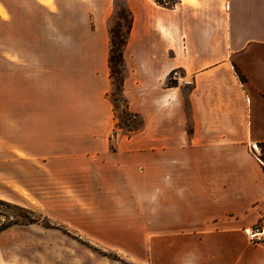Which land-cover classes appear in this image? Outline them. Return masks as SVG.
<instances>
[{
    "label": "crops",
    "instance_id": "crops-1",
    "mask_svg": "<svg viewBox=\"0 0 264 264\" xmlns=\"http://www.w3.org/2000/svg\"><path fill=\"white\" fill-rule=\"evenodd\" d=\"M121 1L131 133L110 98L115 0H0V198L73 195L84 214L110 197L126 241L155 230L153 264H264L244 230L264 226V0ZM176 68L192 86L167 84ZM0 264L31 263L0 246Z\"/></svg>",
    "mask_w": 264,
    "mask_h": 264
},
{
    "label": "rangeland",
    "instance_id": "rangeland-1",
    "mask_svg": "<svg viewBox=\"0 0 264 264\" xmlns=\"http://www.w3.org/2000/svg\"><path fill=\"white\" fill-rule=\"evenodd\" d=\"M115 10L112 15L110 27H116L119 22L121 8L124 7L121 0H115ZM4 15H7L5 9H0ZM4 28V25H0ZM124 30V27L122 28ZM4 81L5 75H9V68L3 69ZM172 81V80H170ZM175 82V81H174ZM181 85L190 87L192 84H180L175 82L173 86ZM4 96L9 94V85L5 82L0 84ZM110 98L115 102V114L117 126H121L128 133L129 129H136L141 126L140 117H132L125 108L119 92L114 84L110 93ZM190 128V127H189ZM111 147L116 150L114 138L111 141ZM112 151V150H111ZM260 159H264V153L260 147L254 149ZM186 154V153H184ZM170 153H163L162 159H170ZM115 159H139L137 155H124L115 157ZM38 187V180L35 181ZM42 192V191H41ZM80 198L73 195H27L18 194L7 198V201L19 204L21 206L34 209L40 214L46 216L41 223L34 224L29 228H19L16 231L3 234L0 238V246L10 254L18 256L31 264H153L155 258V246L159 245L154 241L155 230L143 241L138 238L129 242L123 237L126 232L123 221H115V207L110 201V197H83L91 204L92 208L82 214L80 210ZM0 223L5 221L10 215L19 218V215H29L31 213L19 210L17 208H6L0 206ZM92 212V213H91ZM80 224L83 230H88L91 234L82 231L76 227ZM116 235L120 237H116ZM117 240L118 242H113Z\"/></svg>",
    "mask_w": 264,
    "mask_h": 264
},
{
    "label": "trees",
    "instance_id": "trees-1",
    "mask_svg": "<svg viewBox=\"0 0 264 264\" xmlns=\"http://www.w3.org/2000/svg\"><path fill=\"white\" fill-rule=\"evenodd\" d=\"M156 1L160 4L171 7V6H174L180 0H167L168 3H164V0H156ZM120 18L123 20L124 24H122V22H119L116 27H110V37H111V48H110V55H109L110 74H111L112 80H113V82H114V84H115V86L119 92V95H120L122 101L124 102L126 111L132 117H140V115L138 113H134L129 109L128 102L123 95V85H124V81H125V76H124V71H123V67H124L123 51H124V47L126 45L128 36H129L130 31H131L132 26H133V16H132V13L130 12V10L124 6L121 8ZM123 27H124V30L122 29ZM235 69H236V72H237L239 78L242 81H244L245 76L243 75V73L239 70V68L237 66L235 67ZM174 83H175L174 81H170V79H168L167 84L169 86H173ZM114 105H115V102H114ZM140 123L142 125V119L140 120ZM117 127H121V126H117ZM140 127L136 128V129H129V131L130 132L137 131L140 129ZM258 146L260 147V149L264 153V141L259 142ZM261 160L264 162V159H261ZM0 206L6 207L8 209L9 208H17L19 210H23L25 212L32 214L31 216H29L27 214H25V215L20 214L19 218L14 216V215H10V217H7V219L5 221L0 223V232L9 228L10 226H13V225H29V224H34V223H41L44 226H47V227L50 226V225H46L45 223L42 222L44 219H46V216L38 213L34 209H30L28 207L21 206L19 204L4 200L2 198H0ZM4 210L0 209V211H4Z\"/></svg>",
    "mask_w": 264,
    "mask_h": 264
},
{
    "label": "built area",
    "instance_id": "built-area-1",
    "mask_svg": "<svg viewBox=\"0 0 264 264\" xmlns=\"http://www.w3.org/2000/svg\"><path fill=\"white\" fill-rule=\"evenodd\" d=\"M164 3H168L167 0H164ZM169 79L180 84H193L192 79L188 78L180 69H174L170 73ZM246 235L253 241H261L264 239V226H253L247 227L244 229Z\"/></svg>",
    "mask_w": 264,
    "mask_h": 264
}]
</instances>
